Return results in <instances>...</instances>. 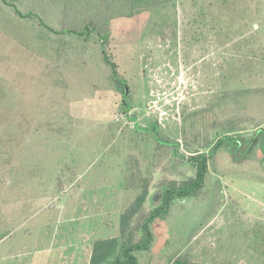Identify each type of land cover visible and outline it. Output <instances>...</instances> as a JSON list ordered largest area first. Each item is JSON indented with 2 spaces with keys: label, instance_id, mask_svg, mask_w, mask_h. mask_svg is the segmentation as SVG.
Masks as SVG:
<instances>
[{
  "label": "rangeland",
  "instance_id": "obj_1",
  "mask_svg": "<svg viewBox=\"0 0 264 264\" xmlns=\"http://www.w3.org/2000/svg\"><path fill=\"white\" fill-rule=\"evenodd\" d=\"M27 1H16L23 13ZM125 4L96 19L104 47L35 21H19L33 38L23 44L0 31L7 141L20 143L0 160V231L16 225L0 264H89L99 240L139 242L198 155H211L202 188L151 226L139 264H264V164L247 149L258 138L264 150V0ZM46 20L76 31L88 21Z\"/></svg>",
  "mask_w": 264,
  "mask_h": 264
},
{
  "label": "trees",
  "instance_id": "obj_2",
  "mask_svg": "<svg viewBox=\"0 0 264 264\" xmlns=\"http://www.w3.org/2000/svg\"><path fill=\"white\" fill-rule=\"evenodd\" d=\"M16 1L0 0V31L7 36L9 34L18 43L23 44L24 41L29 39L33 41L31 37H24L23 33H16L21 27L19 21H35L38 24L39 30L44 35L48 34L54 37L72 36L88 40L95 34L101 47H104L105 43L108 42V35L99 33V25L96 19L100 15L108 16V14L110 18L116 17L115 14H111L110 12L119 7V3H124V0H28L26 2L28 10L23 13L16 4ZM154 1L160 3L162 0ZM148 3L149 0H127V4L125 5H129L130 9H132L140 7L141 4L146 5ZM5 9H9V13ZM50 15L66 19L71 17V15H75V18L79 17V20L86 18L88 21L83 24L80 31L74 29L56 30L46 20V17ZM29 36L31 35L29 34ZM40 47L44 49L42 54L48 57L47 47L44 43L37 44V48ZM2 85L1 81V87ZM8 103V95L0 93V160L5 159L10 162L12 157L17 156L16 150L19 148L20 143L17 140L7 141L8 137L16 135L14 130L10 131L8 128ZM218 143L219 141L216 143L215 149L218 148ZM249 145L247 148L248 153H253V158L256 157L257 153H260L258 157L263 165L264 150L260 149L258 138H252L251 146ZM3 148L6 149L3 150ZM210 157L211 155L193 157L191 160L196 167L195 177L179 186L173 184L165 189L161 198V204L146 216L143 221L141 226L143 237L139 242L126 244L123 237L99 240L93 244L89 264H139L137 254L142 252L147 253L153 249L154 235L151 226L153 224L160 226L161 223L165 222L171 203L174 200L194 197L200 191ZM142 202L143 198L137 199L131 211L127 213L126 217L121 219L123 227L127 224L128 218L142 207ZM15 226L8 227L6 231H0V240L8 237ZM171 264L191 263L174 260L171 261Z\"/></svg>",
  "mask_w": 264,
  "mask_h": 264
},
{
  "label": "water",
  "instance_id": "obj_3",
  "mask_svg": "<svg viewBox=\"0 0 264 264\" xmlns=\"http://www.w3.org/2000/svg\"><path fill=\"white\" fill-rule=\"evenodd\" d=\"M127 95H128V89H127V87H125V93H124V98H123L124 105H126L125 99H126Z\"/></svg>",
  "mask_w": 264,
  "mask_h": 264
}]
</instances>
